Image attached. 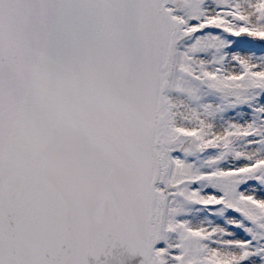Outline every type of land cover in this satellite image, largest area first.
Returning a JSON list of instances; mask_svg holds the SVG:
<instances>
[{
  "label": "snow or ice",
  "instance_id": "1",
  "mask_svg": "<svg viewBox=\"0 0 264 264\" xmlns=\"http://www.w3.org/2000/svg\"><path fill=\"white\" fill-rule=\"evenodd\" d=\"M0 264H264V0H0Z\"/></svg>",
  "mask_w": 264,
  "mask_h": 264
}]
</instances>
